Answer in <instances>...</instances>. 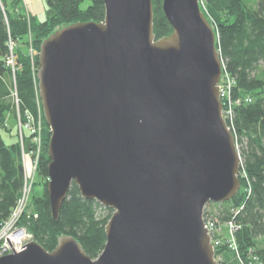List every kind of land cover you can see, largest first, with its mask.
<instances>
[{"label": "water", "instance_id": "water-1", "mask_svg": "<svg viewBox=\"0 0 264 264\" xmlns=\"http://www.w3.org/2000/svg\"><path fill=\"white\" fill-rule=\"evenodd\" d=\"M101 21L45 37L38 83L51 138L53 218L75 182L114 209L93 258L70 234L36 240L0 264H221L204 213L242 187V156L224 117L218 32L201 0H162L173 28L157 38L153 0H103Z\"/></svg>", "mask_w": 264, "mask_h": 264}, {"label": "trees", "instance_id": "trees-1", "mask_svg": "<svg viewBox=\"0 0 264 264\" xmlns=\"http://www.w3.org/2000/svg\"><path fill=\"white\" fill-rule=\"evenodd\" d=\"M47 0L55 14L43 21L28 11L24 0H0V224L10 218L20 203L26 183V170L21 138L6 142L2 130L8 128L7 114L16 115L13 92L20 98L21 116L25 113L43 115L44 152L38 166L41 192L34 193L22 216L34 239L49 251L55 249L58 238L70 234L82 243L86 253L97 258L102 253L107 236L105 227L114 209L97 199L83 198L73 182L57 220L53 218L47 184L49 178L48 144L51 127L46 122L39 94V50L45 37L56 29L76 21H101L106 15L103 0ZM214 29L218 32V47L228 74L235 79L232 89L233 115L228 119L242 156L240 181L242 187L230 200L209 203L205 212L215 215L225 225L234 221L238 228L232 236L227 226L219 234L223 243L216 245L221 264H264V0H201ZM154 3V32L157 38L173 32L162 8V0ZM11 45L16 54V78L6 63ZM34 56L32 57V51ZM36 68V72L34 71ZM250 99L246 101V99ZM29 134L24 132L25 141ZM210 206L214 207L211 212ZM223 225V226H224ZM226 226V225H225ZM233 237V238H232ZM235 240L238 250L231 246ZM258 257V260H255Z\"/></svg>", "mask_w": 264, "mask_h": 264}, {"label": "built area", "instance_id": "built-area-1", "mask_svg": "<svg viewBox=\"0 0 264 264\" xmlns=\"http://www.w3.org/2000/svg\"><path fill=\"white\" fill-rule=\"evenodd\" d=\"M32 51V57L34 56V51ZM11 54L6 57V63L9 67L12 69V74L14 75V79L16 78V69H17V62H16V54L13 51V45H11ZM34 71L36 72V68L34 67ZM37 73V72H36ZM235 84V79L231 76V74H228L225 64L222 72V78L220 81V96L223 100V107H224V117L228 119H231V116L233 115L234 105L240 104V100H234L232 96V89ZM15 96H16V102L18 104L19 102V95L17 94V90L15 89ZM250 99H246V101H249ZM25 126L26 129H32V142L33 146L29 150V153L26 151L25 148V137H24V130H21L20 132V138H21V148L23 150V159H24V169L26 170V183L23 189V195L20 198V203L17 205V207L12 211V214L9 219L4 221L0 224V257L7 254H12L13 252H21L23 251V246L25 244H28L30 241H32L34 235L31 234L29 231L27 225L22 223L21 219L23 216V212L28 204V192L31 188V185L34 183V180H29L31 178L29 176V171L27 170V157L32 159V169H33V176L35 172L38 170V166L40 164L41 156L43 154V137L41 136V132L43 129V123L42 120L37 119V116L33 115L31 112L27 111L25 114ZM41 117V116H40ZM23 121L21 120V123ZM22 126V125H21ZM49 179V178H48ZM50 180V179H49ZM48 180V181H49ZM204 226L208 228L210 236H212V241L214 244V247L216 245H220L223 243L221 237H219V234L221 233L222 226L220 225V222L218 218L215 215H212L211 213H204ZM225 225L228 226L230 234L232 236L234 231L238 228V225L234 223V221H227ZM233 238V237H232ZM233 242L231 246L237 251L238 246L235 244V240L232 239ZM216 250V247H215ZM218 259V258H217ZM219 260V259H218ZM255 260H258V257H255ZM220 261V260H219ZM242 264H245L242 260Z\"/></svg>", "mask_w": 264, "mask_h": 264}, {"label": "rangeland", "instance_id": "rangeland-1", "mask_svg": "<svg viewBox=\"0 0 264 264\" xmlns=\"http://www.w3.org/2000/svg\"><path fill=\"white\" fill-rule=\"evenodd\" d=\"M24 2H25L26 8H28V11H30L32 14H35L37 16V18L41 21H43L47 17L55 14V9H53L52 7H50L47 4V0H24ZM89 3H90V0H86L82 6H84V8H85ZM12 81H15L14 76L12 78ZM14 92H13V97H14L13 101H14V104L16 106V115L14 113H8L7 114V116H6L7 119H6L5 125H7L8 128L3 129L1 133H2L3 138H5L6 142H13V141L17 140V132H18V135L20 137L21 130H24L26 135H28V134L30 135L28 140H26V142H25L26 151L29 153V150L32 148L31 146H33V142H32V139H33V137H32L33 132L32 131L33 130L32 129L27 130L26 127H24L26 120L24 119L23 116H21L20 98H19V102L17 104L16 96H15ZM37 119H38V121H39V119H41L42 123H43L42 111L40 114H38ZM21 120L23 121L22 123H21ZM41 136L43 137V147H44V144H45L44 126H43V129L41 132ZM44 149H45V147L43 148V152H44ZM22 153H23V150H22ZM22 159H23V157H22ZM27 170L29 171V176L31 177V178H29V180L32 179V180H34L33 182H35V181L40 182L41 181L40 178L38 177V170L35 172V174L33 176L32 159L30 158V155H29V157H27ZM32 186H33V184L31 185V188L27 194L28 199H30L31 195H33L34 193L41 192V186L40 185H36L34 191H32ZM209 209L211 210V212L214 211L213 206H210ZM220 225L222 226V228H221L222 233H225L227 231V225L225 226L223 223L222 224L220 223ZM33 240H35L34 237H33L32 241Z\"/></svg>", "mask_w": 264, "mask_h": 264}]
</instances>
